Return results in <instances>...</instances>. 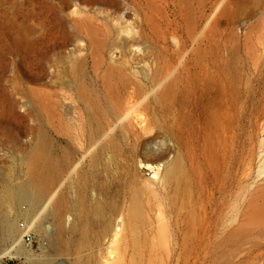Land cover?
I'll return each instance as SVG.
<instances>
[{
    "label": "rangeland",
    "instance_id": "374dc122",
    "mask_svg": "<svg viewBox=\"0 0 264 264\" xmlns=\"http://www.w3.org/2000/svg\"><path fill=\"white\" fill-rule=\"evenodd\" d=\"M263 195L264 0H0V264H264Z\"/></svg>",
    "mask_w": 264,
    "mask_h": 264
},
{
    "label": "built area",
    "instance_id": "2783aa9c",
    "mask_svg": "<svg viewBox=\"0 0 264 264\" xmlns=\"http://www.w3.org/2000/svg\"><path fill=\"white\" fill-rule=\"evenodd\" d=\"M32 241L33 238L31 232L30 231L24 232V234L22 235V242L26 245H29L31 244Z\"/></svg>",
    "mask_w": 264,
    "mask_h": 264
},
{
    "label": "bare ground",
    "instance_id": "6f19581e",
    "mask_svg": "<svg viewBox=\"0 0 264 264\" xmlns=\"http://www.w3.org/2000/svg\"><path fill=\"white\" fill-rule=\"evenodd\" d=\"M263 200H264V195H263ZM25 227H28V226H25ZM23 229H24V228H23ZM23 229H22V230H23ZM27 229H28V228H26L25 230H27ZM22 233H23V232H22ZM19 245H20V243H19Z\"/></svg>",
    "mask_w": 264,
    "mask_h": 264
}]
</instances>
